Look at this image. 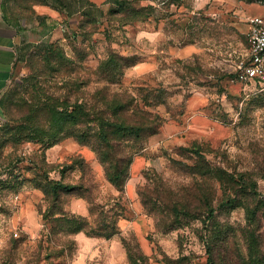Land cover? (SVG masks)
I'll use <instances>...</instances> for the list:
<instances>
[{
  "label": "rangeland",
  "instance_id": "rangeland-1",
  "mask_svg": "<svg viewBox=\"0 0 264 264\" xmlns=\"http://www.w3.org/2000/svg\"><path fill=\"white\" fill-rule=\"evenodd\" d=\"M253 2L134 0L132 7H120L100 20L83 18L74 28L63 24L51 39L69 57L60 73H52L40 46L29 51L5 93L10 109L15 107L10 100L21 102L37 85L48 90L77 75L88 79L81 94L90 98L100 60L114 54L129 57L124 63L136 61L126 68L123 87L165 91L164 102L152 108L165 121L146 140L138 154L144 162L134 174L131 166L135 197L127 187L121 196L99 159L87 160L82 151L55 153L58 161L49 163L39 143L0 142V165L12 175L0 197V264H132L129 254L135 258L140 250L147 259H136L137 264H207L203 222L165 208L177 196L194 198L202 183L189 168L195 161L222 167L236 186L255 181L264 195V84L237 78L247 59ZM0 129V139L7 137L10 127ZM46 173L83 184L64 192L58 206L72 211V199L82 193L89 206L95 205V217L118 220L119 234L90 240L63 228L38 187L48 183ZM208 187L216 200L234 196L225 181L210 180ZM240 193L218 210L219 222L244 224L251 197ZM204 213L205 207L197 205L196 215Z\"/></svg>",
  "mask_w": 264,
  "mask_h": 264
},
{
  "label": "trees",
  "instance_id": "trees-1",
  "mask_svg": "<svg viewBox=\"0 0 264 264\" xmlns=\"http://www.w3.org/2000/svg\"><path fill=\"white\" fill-rule=\"evenodd\" d=\"M133 1L116 0L117 7L109 14L120 7H132ZM137 10L140 8L133 7V11ZM39 46L45 51L44 58L50 63L52 73H60V67L69 57L55 47L53 41ZM128 59L113 54L100 60L94 72L96 78L92 79L95 86L90 98L81 94L85 91L83 86L88 83V79L81 75L71 77V82L61 79L62 84L69 86L67 88L59 85V82L48 90L37 85L36 92L30 93L21 102L10 100L11 104L15 103L11 109L5 105L4 96L3 105L8 119L0 128L8 126L10 129L7 137L0 139L1 144L39 143L44 157L46 149L73 137L95 152L104 167L106 179L124 196L135 157L141 154L146 140L157 134L165 121L158 111L152 110L164 102L163 89L138 86L139 92H135L123 87L126 68L136 63L135 60L124 63ZM84 164L88 163L84 161ZM189 168L202 182L194 190V198L177 196L165 209L176 216L182 214L203 222L202 237L208 254L207 264H264V195L259 193L257 183L243 180L240 186H236V179L223 171L222 167L207 168L198 161L189 165ZM0 170L6 173V178L0 181L5 190L11 186L12 175L6 166L0 165ZM63 178V175L61 178H53L46 173L45 181L48 183L38 186L51 203L50 214L60 220L61 226L72 233L85 232L89 236L106 239L118 235V220L95 217L96 207L93 203L89 206L88 215L77 214L57 205L64 192L71 193L83 187V184L78 186ZM210 180L227 182L234 196L216 200L208 187ZM240 191L251 197V204L245 205L244 224L235 226L229 222H219L218 210L226 204L234 203ZM78 195L85 197L82 193ZM143 203L147 205L144 198ZM197 205L205 207L203 217L196 215ZM153 209H157V205ZM129 256L132 264H137L136 259L144 262L147 259L141 250L139 256Z\"/></svg>",
  "mask_w": 264,
  "mask_h": 264
},
{
  "label": "crops",
  "instance_id": "crops-1",
  "mask_svg": "<svg viewBox=\"0 0 264 264\" xmlns=\"http://www.w3.org/2000/svg\"><path fill=\"white\" fill-rule=\"evenodd\" d=\"M237 2L244 5L246 0ZM115 7L116 0H0V125L8 119L3 97L16 76L19 63L29 51L35 46L52 42L53 34L58 32L61 25L74 28L83 18L100 20ZM249 7L253 16L264 10L258 1ZM77 151H82L87 160L97 159L89 146L80 144L73 137L46 149L44 157L47 162L52 163L59 159V156H53L55 153L69 156ZM143 162L142 155L135 157L133 174ZM131 178L128 179L126 187L128 193L135 197L137 193H134L130 184ZM71 209L77 214H89L87 201L79 196L72 199ZM77 235L90 240L103 238L89 236L85 232Z\"/></svg>",
  "mask_w": 264,
  "mask_h": 264
},
{
  "label": "built area",
  "instance_id": "built-area-1",
  "mask_svg": "<svg viewBox=\"0 0 264 264\" xmlns=\"http://www.w3.org/2000/svg\"><path fill=\"white\" fill-rule=\"evenodd\" d=\"M257 1L264 7V0ZM237 78L245 82L264 84V10L251 18L247 59L239 65ZM5 178L6 173L3 174L0 170V181ZM2 194L0 183V197Z\"/></svg>",
  "mask_w": 264,
  "mask_h": 264
}]
</instances>
